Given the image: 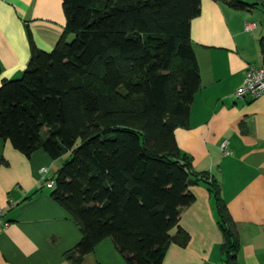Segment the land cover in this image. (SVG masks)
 Returning a JSON list of instances; mask_svg holds the SVG:
<instances>
[{
    "label": "trees",
    "instance_id": "16d2710c",
    "mask_svg": "<svg viewBox=\"0 0 264 264\" xmlns=\"http://www.w3.org/2000/svg\"><path fill=\"white\" fill-rule=\"evenodd\" d=\"M215 1L264 7V0ZM62 5L65 32L55 45L42 50L31 40L21 74L1 81L0 138L26 156L37 148L51 159L70 155L50 192L81 231L68 258L78 262L109 236L127 264H165L168 230L195 200L192 165L173 131L187 125L200 87L189 32L200 0ZM209 184L221 248L235 264V224Z\"/></svg>",
    "mask_w": 264,
    "mask_h": 264
},
{
    "label": "crops",
    "instance_id": "0c3cea01",
    "mask_svg": "<svg viewBox=\"0 0 264 264\" xmlns=\"http://www.w3.org/2000/svg\"><path fill=\"white\" fill-rule=\"evenodd\" d=\"M199 7L189 32L200 87L187 125L173 131L192 165L188 189L195 200L168 230L164 263L231 264L221 248L222 231L209 189L214 181L235 224V264H264V92L243 100L233 93L247 64H264V10L257 11L264 7L256 3L237 9L215 0H200ZM63 11L62 0H0V84L21 74L31 40L42 50L55 45L65 32ZM223 139L231 153L221 152ZM59 158L51 159L42 148L26 156L0 138V206L2 219L9 222L0 229V264H127L109 236L78 262L66 256L81 231L52 199V187L41 175L42 166L51 173ZM179 228L188 234L186 241Z\"/></svg>",
    "mask_w": 264,
    "mask_h": 264
},
{
    "label": "built area",
    "instance_id": "2783aa9c",
    "mask_svg": "<svg viewBox=\"0 0 264 264\" xmlns=\"http://www.w3.org/2000/svg\"><path fill=\"white\" fill-rule=\"evenodd\" d=\"M250 23H245L244 29L250 28ZM264 92V64L262 65H254L247 64L244 77L242 79V83L235 88L234 96L238 99H246V98H257ZM228 140L223 139L220 142L221 152L225 155L231 153V149L228 146ZM48 167H41V175L44 179V184L47 187H52L54 185V179L51 177H47ZM3 207L0 206V229L6 225H8L7 220L2 219Z\"/></svg>",
    "mask_w": 264,
    "mask_h": 264
},
{
    "label": "rangeland",
    "instance_id": "374dc122",
    "mask_svg": "<svg viewBox=\"0 0 264 264\" xmlns=\"http://www.w3.org/2000/svg\"><path fill=\"white\" fill-rule=\"evenodd\" d=\"M262 10H264V9L260 8V10H257V11H260V12H261ZM262 12H263V11H262ZM71 38H72V37L69 36L68 40L70 41ZM18 76H19V75H18ZM69 156H70V155L66 153V154H63L59 159H57V160L55 161V162H56V163H55L56 165H53V167L51 168V171H50L51 173H49V172H48L49 174L47 173L48 176L51 174L50 176L54 177V176L56 175L55 173H56V170H57V168H58L57 166H60V165L62 164V162H63L65 159H67ZM58 164H59V165H58Z\"/></svg>",
    "mask_w": 264,
    "mask_h": 264
}]
</instances>
